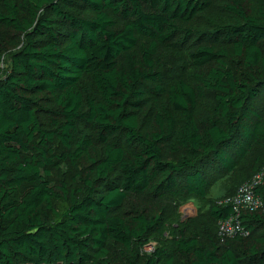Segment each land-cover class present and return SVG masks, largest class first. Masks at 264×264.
<instances>
[{
  "label": "trees",
  "instance_id": "16d2710c",
  "mask_svg": "<svg viewBox=\"0 0 264 264\" xmlns=\"http://www.w3.org/2000/svg\"><path fill=\"white\" fill-rule=\"evenodd\" d=\"M8 52L0 264H264V207L223 238L243 183L211 196L264 167V0H0ZM63 162H89L78 184Z\"/></svg>",
  "mask_w": 264,
  "mask_h": 264
},
{
  "label": "rangeland",
  "instance_id": "374dc122",
  "mask_svg": "<svg viewBox=\"0 0 264 264\" xmlns=\"http://www.w3.org/2000/svg\"><path fill=\"white\" fill-rule=\"evenodd\" d=\"M184 54L183 52H171V51H161L158 55L161 65L163 66L162 69L165 73L170 72L172 74L179 73L182 69V60ZM185 60V59H184ZM11 65V57L10 53L4 55L3 61L0 64V78L4 75V73L9 69ZM89 162H83L80 164L79 168L74 167L70 162H63L61 163L60 167L53 171L52 179L54 183H59L63 181H67L73 184H78L80 182L79 177L81 173L86 168ZM239 173L248 176V171L242 167H238L237 169ZM253 178V177H252ZM251 178V179H252ZM245 178L237 175H227L222 180L218 181L214 187L213 193H211L212 198L225 196L228 192L233 191L235 185L237 186L239 183H244L243 180ZM209 204L205 201H200L198 199H190L186 203L182 204L176 210V220H181L182 222L188 221L189 219L196 218L199 216L200 211L204 212L208 209ZM154 245L156 243H152L146 247L148 251L154 249Z\"/></svg>",
  "mask_w": 264,
  "mask_h": 264
},
{
  "label": "built area",
  "instance_id": "2783aa9c",
  "mask_svg": "<svg viewBox=\"0 0 264 264\" xmlns=\"http://www.w3.org/2000/svg\"><path fill=\"white\" fill-rule=\"evenodd\" d=\"M264 184V167L252 179L243 183L236 194L225 200L233 205L235 214L220 221L219 230L223 238H232L235 234H245L240 220L243 211H257L264 207V200L256 193V189Z\"/></svg>",
  "mask_w": 264,
  "mask_h": 264
}]
</instances>
